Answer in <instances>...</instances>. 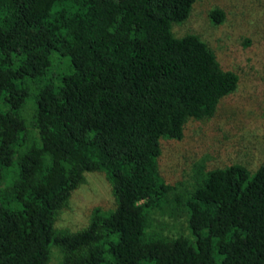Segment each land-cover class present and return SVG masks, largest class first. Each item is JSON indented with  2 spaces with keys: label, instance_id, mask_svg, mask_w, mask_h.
Returning a JSON list of instances; mask_svg holds the SVG:
<instances>
[{
  "label": "trees",
  "instance_id": "16d2710c",
  "mask_svg": "<svg viewBox=\"0 0 264 264\" xmlns=\"http://www.w3.org/2000/svg\"><path fill=\"white\" fill-rule=\"evenodd\" d=\"M195 1L0 0V264H45L52 245L61 264H264V163L200 171L183 202L192 238L147 231L172 188L160 140L238 86L198 35L172 32ZM31 96L39 140L25 148ZM95 170L115 208L57 232V210Z\"/></svg>",
  "mask_w": 264,
  "mask_h": 264
},
{
  "label": "rangeland",
  "instance_id": "374dc122",
  "mask_svg": "<svg viewBox=\"0 0 264 264\" xmlns=\"http://www.w3.org/2000/svg\"><path fill=\"white\" fill-rule=\"evenodd\" d=\"M213 8L224 12L222 22L211 21ZM172 32L177 37L198 35L213 50L220 66L239 77L237 88L220 99L211 117L189 119L181 139L160 140L158 169L172 188L158 206L148 210L147 231L192 238L183 202L200 171L238 163L252 172L264 163V0H196L187 19L172 24ZM58 62L56 58L55 64ZM21 113L27 128L23 147L28 148L39 140L32 96ZM115 206L105 173L86 171L57 210L53 228L78 232L88 226L95 208L108 211ZM63 258V250L52 245L45 264H61Z\"/></svg>",
  "mask_w": 264,
  "mask_h": 264
}]
</instances>
